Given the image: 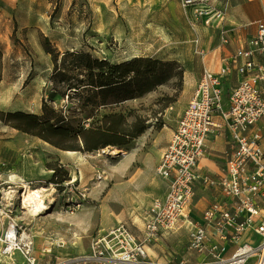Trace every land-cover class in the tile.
<instances>
[{
    "label": "rangeland",
    "instance_id": "374dc122",
    "mask_svg": "<svg viewBox=\"0 0 264 264\" xmlns=\"http://www.w3.org/2000/svg\"><path fill=\"white\" fill-rule=\"evenodd\" d=\"M199 22L178 8L175 13L168 11L166 3L156 0H0V111L42 115L46 101L53 116L73 114L74 125L85 127L105 125V116L112 115L107 124L117 120L115 126L123 132L126 143L117 146L125 150L121 156L103 151L116 146L113 144L73 153L88 158L92 165L93 179L84 187L78 181L66 183L71 177L66 167L51 178L35 181L38 186H31L49 188L45 191L46 203L51 207L40 215L22 208L17 198L23 184H28L18 174L19 166L15 169L0 162V233L8 222L3 213H9L19 222L20 230L33 236L40 264L89 253L94 238L102 232L101 205L109 188L103 190L99 184L108 180L110 187L118 186L119 163L126 154L135 160L155 159L160 154L158 145L175 129L191 98L187 91L188 70L199 67L200 52L195 47ZM45 36L62 54L89 52L111 63L134 57L153 58L154 83L147 90L142 84L126 83L110 91H71L70 97L63 96L70 91L65 83L52 79L55 68L52 55L43 46ZM71 61L63 62L62 70H68ZM229 92L224 105L228 104ZM6 113L3 120L0 118V141L22 134L42 147L56 150L43 138L15 128ZM138 128H145L144 132L131 138L130 133ZM131 169H135V163ZM9 190H15L11 197ZM73 196H84V200L69 212L66 204ZM86 203L88 223L76 219ZM0 264L25 261L20 252L8 256L0 252Z\"/></svg>",
    "mask_w": 264,
    "mask_h": 264
},
{
    "label": "built area",
    "instance_id": "2783aa9c",
    "mask_svg": "<svg viewBox=\"0 0 264 264\" xmlns=\"http://www.w3.org/2000/svg\"><path fill=\"white\" fill-rule=\"evenodd\" d=\"M180 1L184 6L205 4L198 10V15L211 11L216 2ZM223 12L221 8L214 10L207 21L220 18ZM257 27V35L250 41L251 47L238 52L239 56L248 59L238 66V72L243 77L229 92L227 105H224L223 78L228 70L222 68L218 72H203L157 165V173L167 182V191L162 197L154 199L145 226L147 240L177 227L179 218L185 215L194 200V184L198 177L196 168L204 155L207 138L219 126L216 116L220 115L232 131L234 152L219 179L208 176L204 179L212 185L221 186L229 201L217 202L205 211V223L195 224L189 242L191 250L208 251L214 259L202 263H156L149 258L145 242L138 240L126 224L120 223L94 238L89 253L52 264H264V148L261 133H246L264 117V95L258 86V81L264 79V65L250 59L254 52L264 54V20H260ZM75 181L70 177L66 183L74 184ZM80 200H84V196L70 198L66 210L74 212L81 206ZM45 204L43 212L51 207L46 200ZM3 214L8 222L0 233L1 254L8 256L20 252L25 264H40L34 253L33 236L20 230L19 222L9 213ZM209 224L216 226L219 238L225 243H208ZM249 227H253L259 235L256 244L240 240ZM229 242L236 244V248L231 256L225 257Z\"/></svg>",
    "mask_w": 264,
    "mask_h": 264
},
{
    "label": "crops",
    "instance_id": "0c3cea01",
    "mask_svg": "<svg viewBox=\"0 0 264 264\" xmlns=\"http://www.w3.org/2000/svg\"><path fill=\"white\" fill-rule=\"evenodd\" d=\"M156 1L166 3L167 10L170 12L175 13L178 8L193 21L201 20L196 29L195 39V47L200 52L199 67L197 70L194 68L188 70L187 91L189 94L192 96L205 70L218 72L226 68L228 71L223 78V90L227 96V92L237 86L243 77L238 72V66L245 63L248 58L239 56L238 52L251 47L250 41L257 35L258 22L264 20V0H216L213 9L202 15H198V10L205 7V4L184 6L180 0ZM219 8L224 10L221 17L208 22V17ZM250 59L264 65V54L260 52H254ZM258 86L264 95V79L258 81ZM216 122L219 126L207 138L204 155L196 168L198 177L194 184V200L185 215L179 218L174 230L159 233L150 240L146 239L145 226L153 201L157 197H162L167 191V182L157 173V165L173 134V131H169L158 145L160 154L155 159L135 160L126 154L119 163L118 186L110 187L108 180H103L99 184L102 185L103 190L109 187L101 205L103 215L101 233L120 223L126 224L138 240L145 242L149 258L156 263L212 261L214 258L208 251L191 250L189 242L195 224L205 223V211L217 202L229 201L221 186L212 185L204 179L206 176L219 179L225 173L228 160L234 152L231 129L220 115L216 116ZM256 132L262 134L261 145L264 148V117L252 125L246 133L252 135ZM38 143L22 134L16 135L11 140L0 141V162L15 169L19 166L18 174L22 175L28 184L51 178L56 169L60 170L63 167L68 169L71 177L75 172V179L80 187H84L93 179L92 165L89 164L88 158L83 156L79 158L73 154L80 151L64 150L56 146L53 148L57 151L50 150ZM32 145H37V148L32 149ZM133 163H135L134 170L131 169ZM85 207L76 219L82 218V222L88 223V203ZM207 230L208 243H225L219 238L214 224L207 225ZM240 240L256 244L259 242V235L253 227H249L243 232ZM91 248L92 245L90 251ZM235 248L236 244L227 243L224 256H231Z\"/></svg>",
    "mask_w": 264,
    "mask_h": 264
},
{
    "label": "trees",
    "instance_id": "16d2710c",
    "mask_svg": "<svg viewBox=\"0 0 264 264\" xmlns=\"http://www.w3.org/2000/svg\"><path fill=\"white\" fill-rule=\"evenodd\" d=\"M43 46L46 52L52 55L54 62L55 71L52 79L58 83H65L67 90L70 91V93L64 92L63 96L67 94L70 97L71 91L91 90L95 93L110 91L126 83L142 84L141 86L146 87L147 90L150 84L154 83L153 58L134 57L128 61L111 63L89 52L67 51L62 54L47 36L44 37ZM70 58L72 61L68 70H62L60 65ZM49 109L48 103L44 101L42 115L22 111L9 113L0 111V118L3 120L4 113H6L7 119L14 123L15 128L37 135L64 150L94 151L108 144L116 146L126 144L122 138L123 132L115 126L117 120H111L107 124V119L113 117L112 115L105 116V125L85 127L74 125L75 116L73 114L58 113L53 116ZM115 116L122 117L117 114ZM144 129L138 128L137 132L130 133V137L136 138L144 132ZM58 171V169L54 171L55 175Z\"/></svg>",
    "mask_w": 264,
    "mask_h": 264
},
{
    "label": "bare ground",
    "instance_id": "6f19581e",
    "mask_svg": "<svg viewBox=\"0 0 264 264\" xmlns=\"http://www.w3.org/2000/svg\"><path fill=\"white\" fill-rule=\"evenodd\" d=\"M103 151L114 156H121L125 154V150L117 146L107 147L103 149ZM23 187L25 188L22 192ZM23 187L20 191V194L17 196V198L21 199V204L23 205L22 208L27 209L28 211H32L36 215H40L43 212V209L46 208L45 200L48 194H46L45 191L47 189H45L44 187L36 188L35 186H31L27 183H24ZM13 192H15V190H9L7 191V194L11 197V193Z\"/></svg>",
    "mask_w": 264,
    "mask_h": 264
}]
</instances>
